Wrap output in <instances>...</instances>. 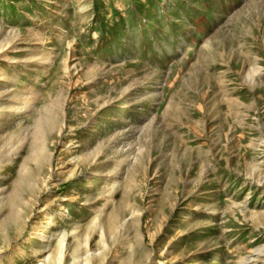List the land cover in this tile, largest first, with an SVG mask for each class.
Returning a JSON list of instances; mask_svg holds the SVG:
<instances>
[{"label": "rangeland", "instance_id": "rangeland-1", "mask_svg": "<svg viewBox=\"0 0 264 264\" xmlns=\"http://www.w3.org/2000/svg\"><path fill=\"white\" fill-rule=\"evenodd\" d=\"M0 264H264V0H0Z\"/></svg>", "mask_w": 264, "mask_h": 264}]
</instances>
